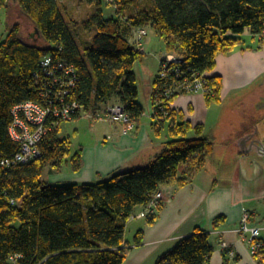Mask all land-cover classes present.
<instances>
[{
	"label": "trees",
	"instance_id": "16d2710c",
	"mask_svg": "<svg viewBox=\"0 0 264 264\" xmlns=\"http://www.w3.org/2000/svg\"><path fill=\"white\" fill-rule=\"evenodd\" d=\"M9 1L0 0V10ZM15 1L20 14L38 30L42 45L23 41L18 24L0 40V160L17 151L8 132L11 108L38 100L33 73L48 54L77 72V86L69 101L78 102L84 112L117 102L137 121L144 109L136 102L133 72L142 55L129 42L135 30L153 29L168 51L183 55L184 71L199 73L213 71L217 55L237 46L238 36L246 30L264 42V0H114V18L104 16L100 0H84L95 5V13L81 23L71 19L69 24L61 13V0ZM78 26L96 31L83 54L72 35ZM209 81L217 94L214 100L219 101L222 79L214 75ZM171 112L172 139L153 162L107 180L66 185L43 180L47 167L58 171L69 165L78 171L81 166L80 152L70 157V141L58 138L59 130L40 143L39 159L0 168V264H9L13 255H21L18 264H123L130 250L125 241L130 218L138 209L143 211L162 185H182L199 171L203 161L190 162L192 157L213 150L202 125L184 123L181 111ZM192 129L197 136L186 139ZM186 164L190 165L182 172ZM161 209L162 203L156 214L145 218L148 225ZM219 220L214 221L215 228ZM142 234L136 232L133 246L141 244ZM212 254L209 233L195 228L154 264H209ZM254 257L264 259V251Z\"/></svg>",
	"mask_w": 264,
	"mask_h": 264
},
{
	"label": "crops",
	"instance_id": "0c3cea01",
	"mask_svg": "<svg viewBox=\"0 0 264 264\" xmlns=\"http://www.w3.org/2000/svg\"><path fill=\"white\" fill-rule=\"evenodd\" d=\"M9 3L16 13V1L10 0L7 7ZM21 33L20 29V37ZM148 35L144 40L145 45L150 47ZM143 47L146 51L144 41ZM154 80L148 86L149 105ZM138 97L139 91L137 103ZM180 97L172 101V110H177L176 102ZM256 103V109L249 113L251 130L238 135L237 146L225 151L222 156L213 148L208 155L192 157L190 162L203 161L199 171H195L182 185L165 184L160 187L162 209L152 225H148L145 219L130 218L126 225V230L133 225L130 240L125 235L130 250L123 264H154L195 228L209 233L213 247L209 264H264V259L254 257L249 243L235 232L245 212L251 216L250 226L264 227V92L261 90L256 96ZM188 111L190 114L193 112L190 105ZM146 114L147 111H144L135 121L133 133L125 134L120 124L108 123L103 137L89 140L80 149L81 166L78 171L65 166L58 173L50 174L48 182L62 185L96 183L117 173L150 165L170 139L168 136L165 139L161 137L165 125L155 127ZM187 165L190 164L184 165L182 172ZM141 211L142 208L135 214ZM218 218L220 220L215 228L214 221ZM139 230L143 232L141 244L133 246L134 236ZM222 240L229 244L232 257L221 249ZM259 240H264V230L260 231ZM235 257L238 260H234Z\"/></svg>",
	"mask_w": 264,
	"mask_h": 264
},
{
	"label": "rangeland",
	"instance_id": "374dc122",
	"mask_svg": "<svg viewBox=\"0 0 264 264\" xmlns=\"http://www.w3.org/2000/svg\"><path fill=\"white\" fill-rule=\"evenodd\" d=\"M100 3L102 13L106 18L116 17V4L114 2L100 0ZM58 4L68 24L71 19L77 23H81L96 11L94 4H89L84 0H61ZM15 9L16 13L12 8V4L9 3V7L0 10V40L5 39L12 25L18 24L22 30L21 37L25 42L42 45V40L35 33L33 25L21 16L17 6ZM145 29L147 30V34L149 33V37L147 38L151 39L149 43L150 47H147L145 40H143L146 51L143 50L141 58L134 64L133 72L139 91L138 102L142 105L144 111H147L146 115L148 116L152 108V96L150 97V105L147 99L149 97L148 86L150 81L155 79L159 73V59L169 51L165 48L163 40L158 37L153 29ZM72 35L80 52L83 54L84 48L89 46L91 39L96 35V31L95 29L86 30L78 26L72 31ZM238 37L241 40L240 43L230 52L218 54L215 69L208 73L209 76L217 75L222 79L223 87L221 88L219 101L214 100L217 96L214 91L215 95L211 98L200 94H186L180 95L181 97L176 102L177 111L180 110L183 113V122L190 121L193 126L201 124L204 128V137L209 139L213 144V148L221 156L225 151L227 152V150L239 144L237 143V137L240 133L251 130L249 113H253V110L256 109V96L258 92L260 90L264 92V42L247 30ZM129 42L131 46H134L138 50L133 36L130 37ZM153 90L154 87L152 88V93ZM189 105L193 108L192 114L188 111ZM98 110L91 108L86 113L81 114L80 118L61 124L58 138L69 139L70 157L79 152L82 146L89 142V140L97 136L103 137V133H105L109 122L94 121L88 117L91 116L90 113L94 114ZM170 119L167 118L160 124L159 121L154 120L153 124L157 128L165 125L164 129L162 128L161 137L165 139L168 136V139L171 140L172 137L168 133L169 127L167 126L170 123ZM134 131L135 127L131 131L128 130L127 133H133ZM196 136L195 131L192 129L187 131L184 137L192 139ZM68 166L66 165V167ZM62 168L55 171L47 167L43 180L49 181V175L58 173ZM69 168L71 169V166ZM155 212L157 213V210ZM139 213L135 214L136 216L134 215L133 218L145 219L148 217L143 216L138 218ZM132 226L129 225L125 234L129 240Z\"/></svg>",
	"mask_w": 264,
	"mask_h": 264
},
{
	"label": "built area",
	"instance_id": "2783aa9c",
	"mask_svg": "<svg viewBox=\"0 0 264 264\" xmlns=\"http://www.w3.org/2000/svg\"><path fill=\"white\" fill-rule=\"evenodd\" d=\"M146 36L145 28H139L133 33L135 46L140 54L144 52L143 40ZM183 61V55L176 51H169L159 59V73L155 80L157 84L151 95L152 108L147 116L153 123L155 120L160 124L170 118L171 103L180 95L200 94L207 98L215 95L210 86L208 73H199L191 69L184 71ZM33 80L37 87L38 100L24 101L11 108L12 123L8 132L12 141L17 144V151L11 158L0 160L1 169H11L39 159L40 143L50 133L59 130L63 122L72 121L74 117L86 113L78 102L68 100L77 86L78 76L74 67L61 62L58 56L48 54L42 57L38 69L33 73ZM90 114L89 119L94 121L122 125L124 133L135 127V121L125 106L119 103H108L94 114ZM162 195L160 190L152 194L147 206L137 217L155 214L157 207L161 205ZM250 217L248 212L243 213L235 232L249 243L254 255L259 250L264 251V240H259V233L264 227L250 226ZM220 247L227 251L230 257L233 256V251L226 241L222 240ZM20 258L21 255L11 256L9 264H18Z\"/></svg>",
	"mask_w": 264,
	"mask_h": 264
},
{
	"label": "water",
	"instance_id": "95a60500",
	"mask_svg": "<svg viewBox=\"0 0 264 264\" xmlns=\"http://www.w3.org/2000/svg\"><path fill=\"white\" fill-rule=\"evenodd\" d=\"M35 32L38 34V30H35Z\"/></svg>",
	"mask_w": 264,
	"mask_h": 264
}]
</instances>
